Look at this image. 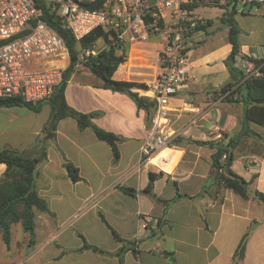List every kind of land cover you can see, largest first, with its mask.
<instances>
[{"label": "crops", "instance_id": "crops-1", "mask_svg": "<svg viewBox=\"0 0 264 264\" xmlns=\"http://www.w3.org/2000/svg\"><path fill=\"white\" fill-rule=\"evenodd\" d=\"M232 1L227 0L228 7ZM202 4L204 0H198L193 7L207 26L189 36L191 75L170 101L171 128L177 140L170 148L174 159L164 165L165 170L141 161L156 105L147 110L129 94L105 87L83 62L67 81V103L92 113L95 125L121 137L118 158L108 142L90 127L80 129L72 116L49 126V99L39 110L25 104L0 106V150L12 148L40 157L37 189L55 213H37L32 245L21 223L12 225L10 247L0 234V264H119L116 252L123 243L101 214L124 239L136 240L135 248L124 252L123 264H264V201L255 195V191L264 194V126L249 122L261 137L243 135L230 165L231 171L248 181L247 197L225 187L213 164L215 148L198 142L236 135L243 127L245 108L239 91L232 100L222 97V86L236 82L241 73L233 74L226 63L232 50L229 33L208 41L213 22L197 14ZM251 6L258 12L249 11L247 32L239 29V51L264 58V7ZM131 55L114 78L147 85L152 73L149 53ZM131 89L137 91V87ZM138 91L150 97L148 91ZM62 153L79 168L80 180H71ZM5 170L6 164L0 162V180ZM151 172L156 177L148 191ZM148 217L152 221L145 228ZM18 228L28 238L24 247L18 245ZM246 233L244 257L239 259L235 253ZM83 237L109 253L80 250Z\"/></svg>", "mask_w": 264, "mask_h": 264}, {"label": "built area", "instance_id": "built-area-1", "mask_svg": "<svg viewBox=\"0 0 264 264\" xmlns=\"http://www.w3.org/2000/svg\"><path fill=\"white\" fill-rule=\"evenodd\" d=\"M38 1L0 0V97H21L31 105L52 97L70 62V51L64 38L42 18L44 10ZM40 1L56 10L61 25L77 40L99 27L112 32L111 38L129 51L122 64L132 58V53H149L147 60L152 73L146 86L152 90L150 97L156 107L151 133L141 147V161L144 165L165 170L164 165L174 159L170 148L177 140V134L171 128L170 101L191 75L189 36L199 25L207 23L193 12L198 0ZM241 1L243 7L247 4L264 7V0ZM90 2L100 4L91 8ZM82 51L87 55L95 52ZM83 61L84 57L80 56L76 67ZM233 65L240 71L242 79L222 93L224 98L231 96L245 79L264 77V58L238 53ZM165 150H169L167 155L155 161ZM225 157L224 154L222 159ZM151 221L150 217L145 219L143 227Z\"/></svg>", "mask_w": 264, "mask_h": 264}, {"label": "trees", "instance_id": "trees-1", "mask_svg": "<svg viewBox=\"0 0 264 264\" xmlns=\"http://www.w3.org/2000/svg\"><path fill=\"white\" fill-rule=\"evenodd\" d=\"M38 4L44 10V15L42 18L64 38L70 51V62L67 68L63 71V79L59 85H57L54 94L49 99L51 101V115L48 125L55 127L56 123L61 118L72 116L77 119L80 129L90 127L101 140L108 142L112 146L114 157L118 158L119 150L117 147V142L121 139V137L95 125L92 121V113H83L69 106L65 97V89L67 86V81L76 69L80 50L92 49L94 44L99 39H104L110 43L109 46H105L96 54L90 55L87 60L83 61V64L103 80L105 87L129 94L135 100L138 106L144 107L147 110H149L151 106L154 107L156 103L152 98L147 95L139 94L140 91H138V89L142 91H148V89H145L147 88L146 84L132 81H123L114 78V74L118 67L126 60L127 47L123 44H119L115 41V39H112L110 37L112 32L104 30L102 27L94 29L87 36L77 40L68 28H65L61 25L59 15L57 14L56 10L51 9L50 4L40 0L38 1ZM99 4L100 2L94 3L90 7L97 8ZM228 22L230 25L229 37L232 43V50L226 60V63L229 70L234 74L238 71L234 67L233 61L234 57L240 53V46L237 39L239 29L231 17L228 18ZM205 26L207 25H199L197 28H203ZM241 79L242 75L238 77L236 82L223 85L221 88L222 92L231 89ZM132 87H137L138 92L133 91L131 89ZM237 91L240 92L245 103L242 129L236 135L231 137L225 135L222 139L198 142L211 145L215 148V152L212 155L213 164L219 170L217 173V178H222L224 180L225 187L233 188L236 192L247 197L248 181L233 171H231V175L226 174L225 168L232 164L234 158V149L243 135L261 137L250 128L249 122L253 121L264 126V77L245 79L238 87H236V89L232 91L231 96L226 98L232 100ZM43 102L37 105H31L26 103L21 97H0V106L25 104L34 110H39ZM224 154L226 157L225 159H222ZM62 159L63 165L67 169L71 180H80L81 176L79 173V168L63 153ZM39 161V156H29L23 151L17 149L5 148L0 150V162L6 164V170L4 171L0 180V234H2L7 247H10L12 233L11 228L13 224H22L24 230L30 234L29 244L32 245L35 242V220L37 213L46 212L55 216V213L49 207L47 199L42 197L37 189ZM149 176L150 182L147 190L152 191V185L156 175L155 173L151 172ZM122 189L129 194L136 193V190L133 188L122 187ZM255 195L264 201L263 193L255 191ZM101 217L111 229L113 236L123 243V246L116 252V254L119 256V264H123L124 252L127 249H134L136 240L124 239L109 224L103 214H101ZM248 237L249 233H246L238 244L235 256L239 259L244 257ZM86 248H92L95 251L103 254L109 253L107 250H104L97 245L88 243L84 238V243L80 250Z\"/></svg>", "mask_w": 264, "mask_h": 264}, {"label": "rangeland", "instance_id": "rangeland-1", "mask_svg": "<svg viewBox=\"0 0 264 264\" xmlns=\"http://www.w3.org/2000/svg\"><path fill=\"white\" fill-rule=\"evenodd\" d=\"M227 0H204V4H202L197 9V14L210 19L213 23L211 25L210 31H212V34H209L208 41L210 40H217L222 38L223 36L227 35L230 30L228 18L231 17L235 22L238 29L247 32L245 29V23L246 19L249 20L250 18H247L249 15V11H251V14H256L258 11H256L255 6H251V4L246 5V10L244 11V16H242L241 10L243 8V2L241 0H233L230 3V7L227 6ZM235 6V11L233 12V8ZM261 11H263L261 9ZM111 37V36H110ZM111 39V38H110ZM104 39H99L92 49L95 52H90L89 55H87L84 51L80 50L79 57L83 56L84 61L89 58L90 55L96 54L100 49H103L105 46H109L110 43ZM17 235L19 237L18 245L24 247L26 245V242L28 241V238L25 240L23 238V235L21 234V230H17Z\"/></svg>", "mask_w": 264, "mask_h": 264}, {"label": "water", "instance_id": "water-1", "mask_svg": "<svg viewBox=\"0 0 264 264\" xmlns=\"http://www.w3.org/2000/svg\"><path fill=\"white\" fill-rule=\"evenodd\" d=\"M92 4H93L92 2L88 3L89 6H91ZM215 170H217V167H215ZM225 172H226V174L231 175V168H230V166H227L225 168Z\"/></svg>", "mask_w": 264, "mask_h": 264}, {"label": "bare ground", "instance_id": "bare-ground-1", "mask_svg": "<svg viewBox=\"0 0 264 264\" xmlns=\"http://www.w3.org/2000/svg\"><path fill=\"white\" fill-rule=\"evenodd\" d=\"M148 93L151 94L152 93V90L151 89H148Z\"/></svg>", "mask_w": 264, "mask_h": 264}]
</instances>
